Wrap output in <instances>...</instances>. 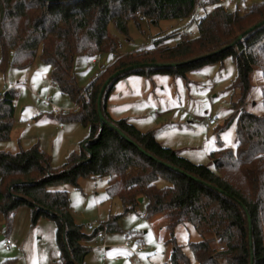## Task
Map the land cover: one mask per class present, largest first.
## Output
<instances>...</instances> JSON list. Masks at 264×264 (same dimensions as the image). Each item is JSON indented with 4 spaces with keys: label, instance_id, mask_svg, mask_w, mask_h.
Segmentation results:
<instances>
[{
    "label": "trees",
    "instance_id": "obj_1",
    "mask_svg": "<svg viewBox=\"0 0 264 264\" xmlns=\"http://www.w3.org/2000/svg\"><path fill=\"white\" fill-rule=\"evenodd\" d=\"M219 3L0 0V72L8 66L26 71L39 58L50 67L51 83L74 104L73 112L56 115L57 122L88 128L79 152L70 153L57 168L37 145L16 153L0 151V215L6 230L14 211L26 206L32 224L40 218L54 223L58 264H85L91 249L87 243L100 232H119L120 215L110 216L85 234L70 215L66 192L54 188L60 184L78 188L80 179L106 178V194L120 200L123 214L133 212L141 198L146 219L164 218L169 264H190L174 238L180 224L191 225L201 237L211 235L188 242L195 264H264V117L248 112L245 104L251 94V75L257 69L263 82L264 108V0L244 14L227 12ZM197 5L212 8L191 20ZM137 18L152 25L163 20H189L195 23L196 34L173 46L163 42L174 32L155 37L145 51L118 57L80 89L74 75L76 58L114 56L118 47L107 32L108 26L126 35L128 22ZM227 58L235 66L232 87L240 97L224 121V127L235 124V147L232 150L217 142V148L209 153L211 168L191 163L161 146L153 133L139 131L127 119L113 120L107 112L110 92L127 76L186 79L189 72L222 64ZM127 68L131 69L124 71ZM117 71L122 72L109 81L100 101L103 123L98 118L97 96L104 81ZM16 97L12 89L0 96V142L10 138ZM159 178L168 185L158 188L155 183ZM212 241L219 246L217 250L210 246Z\"/></svg>",
    "mask_w": 264,
    "mask_h": 264
},
{
    "label": "rangeland",
    "instance_id": "obj_2",
    "mask_svg": "<svg viewBox=\"0 0 264 264\" xmlns=\"http://www.w3.org/2000/svg\"><path fill=\"white\" fill-rule=\"evenodd\" d=\"M219 5L227 12L244 14L259 0H222ZM205 6L197 13V18L211 10ZM244 11L241 12L240 9ZM239 9V11H238ZM189 20H163L152 25L137 18L127 25V34H119L112 25L108 34L117 44L115 55L97 54L91 58L78 56L74 63V75L80 89H85L99 74L90 61L100 56L101 65L112 63L118 57L145 51L155 37H164L174 32L163 42L173 46L185 37L196 34L195 23ZM185 30V34L181 33ZM114 57V58H113ZM109 64V65H110ZM108 65V66H109ZM236 70L231 58L222 64H211L189 72L186 79L155 75L143 78L134 75L119 80L110 92L107 100V112L113 120L127 119L141 132H151L155 140L163 147L175 151L180 157L196 165L211 168L209 153L220 142L224 147L234 150L235 124L224 127V121L232 114V104L239 100V92L233 88ZM15 87L13 126L10 138L0 142V151L16 153L37 145L51 157V166H61L72 152H79L80 144L88 135V128L76 124L60 125L55 110L73 112L74 104L59 93L50 81V67L39 58L26 71H17L10 66L0 72V96L4 91ZM52 85V86H51ZM251 94L246 101V110L264 117L261 105L263 82L255 69L250 80ZM49 100L50 105L43 101ZM213 120L215 125L205 128L204 123ZM28 125V127L26 126ZM158 188L167 186L164 179L156 181ZM54 190L64 191L69 200V212L82 232L89 234L87 227L96 229L110 216L120 215L117 233L101 232L102 240L97 236L87 243L91 249L85 264H169L170 247L165 245L169 239L165 231V220L161 215L146 219L145 202L136 209L123 214L120 200L106 194V178L80 179L78 188L60 184ZM4 218L0 215V237L13 243L9 249L1 248L0 264H58V251L54 241L55 225L52 221L40 218L31 222L30 209L18 207L12 217L8 230L4 228ZM174 238L190 264H195L188 242L196 243L203 238L189 224H180L174 231ZM144 251L132 254L137 246ZM210 246L218 249L216 242ZM115 257H120L114 261ZM106 258V260H103ZM220 264H225L223 261Z\"/></svg>",
    "mask_w": 264,
    "mask_h": 264
},
{
    "label": "built area",
    "instance_id": "obj_3",
    "mask_svg": "<svg viewBox=\"0 0 264 264\" xmlns=\"http://www.w3.org/2000/svg\"><path fill=\"white\" fill-rule=\"evenodd\" d=\"M220 1H222V0H219V2ZM240 9V8H239ZM239 9H238V11H239ZM200 10V7L197 5V6H195V8H194V10H193V12H192V14H191V16H190V19L191 20H194V19H196L197 18V13H198V11ZM241 10V12L242 13H244V11L242 10V9H240ZM142 20H144L143 18H141ZM181 33H183V34H185V30L184 31H182ZM10 55H11V53H10ZM114 58V57H113ZM90 63H91V65L92 66H96L97 67V69H98V71L99 72H102L110 63H108L107 61L106 62H104L102 65H101V63H100V56H96L95 58H92L91 59V61H90ZM98 76V74H95L94 75V77H97ZM17 86H19L18 84H16V85H14L13 86V89L12 90H15L16 88L15 87H17ZM43 103L45 104V105H50V101L49 100H45V101H43ZM61 112H63V111H60V110H55L54 111V114L55 115H57V114H59V113H61ZM213 125H215V122L213 121V120H210V121H208V122H206V123H204V127L205 128H210L211 126H213ZM27 127H28V125H26ZM144 217V216H143ZM87 230L89 231V232H92L93 230H94V228L92 227V226H89V227H87ZM101 233V232H100ZM100 233H98L97 234V237L100 239V240H102V235L100 234ZM12 245H13V243L12 242H10V240L9 239H7V238H3V240L1 241V248H3V249H9L10 247H12ZM144 251V247L142 246V245H140V246H137L136 248H135V250H132L131 251V253L132 254H140V253H142ZM121 258L120 257H115L113 260L114 261H118V260H120ZM103 260H106V258H103Z\"/></svg>",
    "mask_w": 264,
    "mask_h": 264
},
{
    "label": "water",
    "instance_id": "obj_4",
    "mask_svg": "<svg viewBox=\"0 0 264 264\" xmlns=\"http://www.w3.org/2000/svg\"><path fill=\"white\" fill-rule=\"evenodd\" d=\"M47 1H57V0H47ZM250 30V29H249ZM248 30V31H249ZM247 32V31H246ZM238 39H240V36L238 37ZM131 68H127L126 70H124V71H128V70H130ZM122 71H117V72H115V73H113L111 76H109L105 81H104V83L102 84V86H101V88H100V90H99V93H98V96H97V100H96V107H97V113H98V118H99V120L101 121V122H103V123H105V121H104V119H103V117H102V115H101V113H100V101H101V98H102V95H103V92H104V89H105V87L107 86V84L109 83V81L111 80V79H113L114 77H116L117 75H119L120 73H121ZM142 201V199L141 198H139L138 199V202L140 203ZM3 240V237L1 236L0 237V241H2ZM250 264H251V262H250Z\"/></svg>",
    "mask_w": 264,
    "mask_h": 264
},
{
    "label": "crops",
    "instance_id": "obj_5",
    "mask_svg": "<svg viewBox=\"0 0 264 264\" xmlns=\"http://www.w3.org/2000/svg\"><path fill=\"white\" fill-rule=\"evenodd\" d=\"M52 86V85H51ZM54 86V85H53ZM109 114V113H108ZM111 118V117H110ZM77 125V124H76Z\"/></svg>",
    "mask_w": 264,
    "mask_h": 264
}]
</instances>
